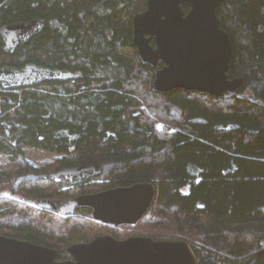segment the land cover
<instances>
[{"label": "trees", "instance_id": "1", "mask_svg": "<svg viewBox=\"0 0 264 264\" xmlns=\"http://www.w3.org/2000/svg\"><path fill=\"white\" fill-rule=\"evenodd\" d=\"M146 7L147 0H0V28L44 22L15 50L5 51L0 35V68L33 62L80 74L0 85L11 97L0 112V153L15 169L0 171V234L56 248L60 261L71 258L70 245L109 233L192 242L199 264H251L264 248V107L240 93L264 99V0L217 8L234 48L228 75L244 79L220 97L155 90L163 62H145L133 42V18ZM27 148L57 157L38 166ZM81 164L94 165L96 175L74 185L48 176ZM27 174L35 177L15 183ZM143 181L156 196L134 225L97 221L88 207L64 216L35 205ZM254 264H264V254Z\"/></svg>", "mask_w": 264, "mask_h": 264}, {"label": "water", "instance_id": "2", "mask_svg": "<svg viewBox=\"0 0 264 264\" xmlns=\"http://www.w3.org/2000/svg\"><path fill=\"white\" fill-rule=\"evenodd\" d=\"M224 1L147 0L146 9L134 16L133 42L139 55L153 66L163 62L156 71L155 90L164 93L181 88L220 97L242 88V77L228 75L233 42L217 15L218 6ZM185 3L190 5L188 12L182 7ZM43 27L41 19L3 25L0 35L5 51L15 50ZM79 76L69 69L30 62L22 68L1 67L0 85L4 89H21ZM240 96L264 107V99L254 92H241ZM10 103V96L0 94V112ZM96 173L94 165L81 164L60 167L48 176L58 183L74 185L89 180ZM34 177L20 175L15 183L20 185ZM155 196V186L143 181L72 198H40L35 205L64 216L88 207L97 221L114 226L134 225L148 212ZM67 251L71 258L60 261L56 248L0 234V264H199L186 240H156L143 235L120 239L107 233L89 242L74 243ZM262 254L264 248L251 264Z\"/></svg>", "mask_w": 264, "mask_h": 264}, {"label": "rangeland", "instance_id": "3", "mask_svg": "<svg viewBox=\"0 0 264 264\" xmlns=\"http://www.w3.org/2000/svg\"><path fill=\"white\" fill-rule=\"evenodd\" d=\"M246 92L248 93V91ZM27 157L35 165L44 166V165H49L50 163H52L53 160L57 157V155L55 153L41 150V149L27 148ZM0 171L5 172L7 174L15 171V169H13L9 165L7 161V156L2 153H0ZM189 244L192 247L193 243L189 242Z\"/></svg>", "mask_w": 264, "mask_h": 264}]
</instances>
